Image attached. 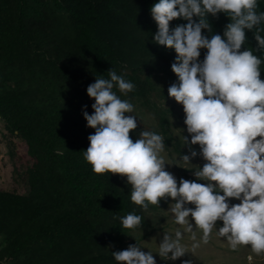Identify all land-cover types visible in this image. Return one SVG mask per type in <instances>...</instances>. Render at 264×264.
<instances>
[{
    "label": "trees",
    "instance_id": "trees-1",
    "mask_svg": "<svg viewBox=\"0 0 264 264\" xmlns=\"http://www.w3.org/2000/svg\"><path fill=\"white\" fill-rule=\"evenodd\" d=\"M158 2L0 0V122L29 160L22 171L24 193L0 190V264H118L111 252L152 231L150 219L164 199L145 211L131 201L125 177L92 171L83 151L94 129L82 110L92 114L87 87L115 70L135 89L114 91L152 112L164 144H170L167 119L149 101L153 77L177 82L171 71L175 51L153 42L158 27L150 9ZM257 4L264 12V0ZM207 20L212 32L202 34L209 39L223 35L230 22L224 13ZM186 23L173 20L170 29ZM254 31L245 30L241 51L256 49ZM205 54L201 49V61ZM254 54L264 80V52ZM130 136L135 141L136 131ZM129 213L142 217L141 227H121L120 218Z\"/></svg>",
    "mask_w": 264,
    "mask_h": 264
},
{
    "label": "clouds",
    "instance_id": "clouds-1",
    "mask_svg": "<svg viewBox=\"0 0 264 264\" xmlns=\"http://www.w3.org/2000/svg\"><path fill=\"white\" fill-rule=\"evenodd\" d=\"M257 9V0H159L150 9L158 27L153 42L176 53L171 71L177 82L167 91L168 97L183 107L191 139L182 136L189 154L180 155L179 161L195 169V180L180 178L177 182L165 170L162 135L143 130L133 141L130 132L137 128V118L130 113L134 106L122 100L114 88L126 95L135 85L115 70L108 71L109 78H95L87 87V96L94 100L92 114L82 112L86 126L94 129L83 153L95 174L125 177L131 186V201L145 211L149 205L158 207L162 199L174 201L167 212L184 232L191 234L193 241L196 229L202 232L203 244L209 242L216 229L231 250L250 246L253 253L261 255L264 80L260 78L262 61L254 52H264V12ZM219 13H224L230 22L223 35L214 34L209 39L202 34L203 30L212 32L207 17ZM176 19L187 23L170 29V22ZM253 29L256 49L241 51L246 42L245 30ZM201 49L206 50L202 61ZM192 145H199V155L205 161L202 168L190 163L198 155ZM230 200L239 203L230 205ZM120 219L123 229L141 227L140 215L129 213ZM218 221L223 226L217 229ZM182 239L179 229L175 238L164 234L157 255L172 261L183 257L187 252ZM200 242L192 244L193 250ZM111 255L118 264H156L153 253L142 251L136 243ZM182 264L191 261L184 260Z\"/></svg>",
    "mask_w": 264,
    "mask_h": 264
},
{
    "label": "rangeland",
    "instance_id": "rangeland-1",
    "mask_svg": "<svg viewBox=\"0 0 264 264\" xmlns=\"http://www.w3.org/2000/svg\"><path fill=\"white\" fill-rule=\"evenodd\" d=\"M154 93L149 99L150 104L154 105L155 110L161 113L168 122L169 134L171 142L165 145L164 152L161 155L165 160V170L172 173L179 182L180 178L186 180H195L192 171L195 169L191 166H184L179 161L180 155L189 154V149L184 146L182 136L191 137L186 131L184 124L185 114L182 105L177 104L173 99L168 97V88L175 83L164 77H153ZM134 111L130 113L137 118L136 139L139 134L145 131H152L159 134L157 121L152 112L140 107L135 102L132 103ZM152 108V107H151ZM128 115V114H126ZM259 139V138H257ZM198 155L193 158L190 163L199 167H203L205 161L199 155V145H192ZM24 146L18 139L8 137L3 132L0 122V190L13 191L17 194H23L25 187L22 181V171L24 166L29 164V160L24 153ZM198 183H206L204 181H196ZM174 203L169 198L164 199L162 208L152 214L150 219L153 227L148 237L138 242V246L144 252H152L156 264H182L184 260L191 261V264H262L263 255H256L251 251L250 246L238 247L235 251L231 250L227 241L223 237L216 234V229L210 235L209 242L203 244L200 242L202 232L196 229V241L191 239V234L184 232L183 226L177 225L174 217L170 212H167L169 205ZM231 204H238V200H230ZM187 207H194L187 205ZM222 222H217V229L222 227ZM179 229L183 233L181 243L186 247V254L175 261L164 260L158 254V246L162 242L163 235L169 234L175 238V231ZM139 233H133L132 237H137ZM200 242V246L193 250L192 244ZM170 255V254H169Z\"/></svg>",
    "mask_w": 264,
    "mask_h": 264
}]
</instances>
